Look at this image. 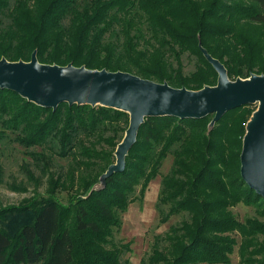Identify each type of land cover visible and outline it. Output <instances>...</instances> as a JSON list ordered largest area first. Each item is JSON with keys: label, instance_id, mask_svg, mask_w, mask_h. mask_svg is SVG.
Returning <instances> with one entry per match:
<instances>
[{"label": "trees", "instance_id": "16d2710c", "mask_svg": "<svg viewBox=\"0 0 264 264\" xmlns=\"http://www.w3.org/2000/svg\"><path fill=\"white\" fill-rule=\"evenodd\" d=\"M199 44L231 80L264 74V0H0V58L9 61H29L36 50L41 63L198 90L217 79ZM183 56L193 71L184 72ZM251 106L226 112L209 131L212 116L146 118L125 169L95 188L115 162L128 114L67 103L52 110L0 89V156L17 145L30 159L20 166L25 182L47 177L45 194L0 209V264H128L129 246L113 233L169 156L156 206L161 223L182 219L154 236L140 264H230L235 248L241 264H264V199L240 176ZM238 204L254 216L237 220Z\"/></svg>", "mask_w": 264, "mask_h": 264}, {"label": "water", "instance_id": "95a60500", "mask_svg": "<svg viewBox=\"0 0 264 264\" xmlns=\"http://www.w3.org/2000/svg\"><path fill=\"white\" fill-rule=\"evenodd\" d=\"M205 60L217 74L215 85L198 90L172 87L125 71L90 69L39 62L37 51L29 61L0 58V89L17 93L43 108L68 105L102 106L125 112L128 127L114 151L115 162L100 176L95 188L125 169V159L146 118L201 119L212 116L208 131L228 111L257 104L245 125L240 152V176L264 199V74L229 79L223 63L199 44Z\"/></svg>", "mask_w": 264, "mask_h": 264}, {"label": "rangeland", "instance_id": "374dc122", "mask_svg": "<svg viewBox=\"0 0 264 264\" xmlns=\"http://www.w3.org/2000/svg\"><path fill=\"white\" fill-rule=\"evenodd\" d=\"M184 72L189 73L194 70V62L186 56L182 58ZM257 104H253L250 109H256ZM5 155L0 156V170L2 182H0V209L9 206H19L26 200L32 199L37 195L45 194L46 178L42 182H25L20 166L23 162L30 159L24 155L23 149L17 145L5 147ZM172 162V157H167L160 169V175L150 182L142 200H136L128 206L125 213L121 215V227L114 231L112 241L114 243L127 244L129 251L125 252L124 259L128 264H140L150 251L154 236L165 233L169 226L181 221L182 216H173L166 223L160 222V214L157 210V200L159 196L160 178L167 173ZM58 164L65 165L64 161L57 160ZM36 173V172H35ZM35 175H38L36 173ZM16 181L25 186V191H13L5 183ZM39 183V184H38ZM138 192V190H137ZM67 193L59 192L56 197L61 203L68 202ZM232 213L239 221H244L247 217L254 216L252 208L238 204L231 208ZM230 264H241L237 248L230 256Z\"/></svg>", "mask_w": 264, "mask_h": 264}]
</instances>
